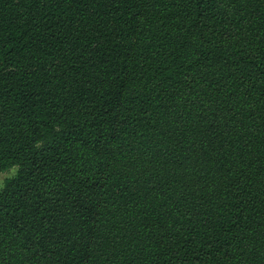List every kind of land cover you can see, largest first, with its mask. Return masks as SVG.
<instances>
[{"label":"trees","instance_id":"16d2710c","mask_svg":"<svg viewBox=\"0 0 264 264\" xmlns=\"http://www.w3.org/2000/svg\"><path fill=\"white\" fill-rule=\"evenodd\" d=\"M0 264H264V0H0Z\"/></svg>","mask_w":264,"mask_h":264},{"label":"rangeland","instance_id":"374dc122","mask_svg":"<svg viewBox=\"0 0 264 264\" xmlns=\"http://www.w3.org/2000/svg\"><path fill=\"white\" fill-rule=\"evenodd\" d=\"M15 171H16V168L14 167L13 169L0 173V189L3 186L4 180L7 178H11L14 175Z\"/></svg>","mask_w":264,"mask_h":264}]
</instances>
